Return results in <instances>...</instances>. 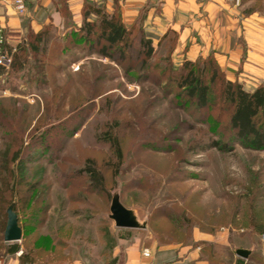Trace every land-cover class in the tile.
<instances>
[{
	"label": "rangeland",
	"instance_id": "rangeland-1",
	"mask_svg": "<svg viewBox=\"0 0 264 264\" xmlns=\"http://www.w3.org/2000/svg\"><path fill=\"white\" fill-rule=\"evenodd\" d=\"M63 3L62 24L39 30L47 32L41 50L27 47L22 68L10 64L0 73V255L13 243L3 239L12 202L23 226L17 242L22 250L36 249L37 264H120L134 242L143 254L191 244L194 228L222 226L243 205L246 218L252 209L255 219L263 218L264 150L224 136L230 150L208 145L223 130L216 127L214 134L208 121L213 110L197 108L177 85L185 61L174 55L177 33L143 63L139 40L148 35L138 21L125 58L115 49L109 58L94 40H78L82 23L74 24ZM243 5L246 13L264 14V0ZM24 31L21 43L33 42L34 28ZM113 138L122 150L119 166ZM89 163L102 174L103 188L91 182ZM115 192L146 228L115 226L109 218ZM218 251L219 264L232 263L224 249Z\"/></svg>",
	"mask_w": 264,
	"mask_h": 264
},
{
	"label": "crops",
	"instance_id": "crops-1",
	"mask_svg": "<svg viewBox=\"0 0 264 264\" xmlns=\"http://www.w3.org/2000/svg\"><path fill=\"white\" fill-rule=\"evenodd\" d=\"M75 25L83 22L86 3L103 6L107 12L119 10L122 21L142 22L144 31L156 47L169 33H177L174 55L196 60L211 54L228 79L238 81L248 91L264 84V14L243 10L235 0H64ZM27 11L19 13L14 0H0V27L6 42L15 46L24 38V28L37 32L44 24L56 26L64 21L63 0H26ZM242 6V7H241ZM251 216L254 215V210ZM244 205L237 207L226 224L211 230L194 228L191 244L170 243L152 247L144 256L139 242L126 245L120 264H211L204 255L202 242L211 243L231 257V264H264V216L246 218ZM236 248L251 252L247 258ZM119 249V248H118ZM117 248L114 257L118 255ZM5 264H21L19 253H6ZM220 261H218V264ZM68 264H82L79 261Z\"/></svg>",
	"mask_w": 264,
	"mask_h": 264
},
{
	"label": "trees",
	"instance_id": "trees-1",
	"mask_svg": "<svg viewBox=\"0 0 264 264\" xmlns=\"http://www.w3.org/2000/svg\"><path fill=\"white\" fill-rule=\"evenodd\" d=\"M92 14L96 15L94 20L89 19ZM83 16L82 25L77 30L80 34L78 40L85 43H91L94 40L93 43L99 47L98 52L106 57L111 58L110 50L115 49L119 52L121 59L125 58L127 49L135 39L133 37L135 23L131 27H127L116 9L113 13H109L103 6L94 3L84 5ZM46 34L45 30L31 34L32 37L29 34V37L34 40L33 42L27 43L25 40L15 46H11L5 41L1 45L3 51L8 53L14 51L11 66L22 68L26 61L23 57L27 47L34 52H39L41 50L39 45L46 41ZM139 42V54L143 55V63H146L154 54L152 39L142 35ZM95 45L93 44V46ZM205 59L203 62L185 60L181 68L182 72L176 77V82L197 108L213 110L212 115L208 118L214 128L213 133L219 135L216 127H220L223 133L221 138L209 140L208 145L227 151L230 150L229 142L233 141L246 148L264 150V84L259 85L253 91H248L238 81H232L224 76L213 55L210 54ZM4 68L5 66L0 64V73ZM215 93L218 95L216 96ZM223 136L229 142H223ZM111 143L117 154L119 166L122 159L121 147L116 138H113ZM18 157L19 152H15L12 159L16 161ZM85 170L91 182L103 188V176L95 165L89 163ZM250 218L255 219V214ZM45 239V241L51 240L49 237ZM43 245L42 247L45 249L50 244L47 242ZM202 248L208 259L220 261L215 257L216 249L211 243L202 242ZM35 251L34 248L22 250L21 244L18 242L9 244L6 249V253L21 252L19 254L21 264H37ZM52 253L50 252V254Z\"/></svg>",
	"mask_w": 264,
	"mask_h": 264
},
{
	"label": "water",
	"instance_id": "water-1",
	"mask_svg": "<svg viewBox=\"0 0 264 264\" xmlns=\"http://www.w3.org/2000/svg\"><path fill=\"white\" fill-rule=\"evenodd\" d=\"M109 218L114 221L116 227L120 228L144 229L147 226L146 221H140L134 209L122 203L118 192L112 195ZM22 236L23 229L19 224V217L12 202L7 208V221L3 239L5 242H17L22 239ZM250 252L246 248H236V253L243 258H247Z\"/></svg>",
	"mask_w": 264,
	"mask_h": 264
},
{
	"label": "built area",
	"instance_id": "built-area-1",
	"mask_svg": "<svg viewBox=\"0 0 264 264\" xmlns=\"http://www.w3.org/2000/svg\"><path fill=\"white\" fill-rule=\"evenodd\" d=\"M236 3H240L241 0H235ZM16 3V9L17 11H19L20 13H23L26 9L25 6V2L24 0H15ZM5 42V35L3 33V29L0 27V64L3 66H9L11 64V58L8 52L3 51L1 45ZM261 240L264 242V232L261 234ZM19 254L21 252H18ZM144 255L145 256H149L150 255V251L149 250H145L144 251ZM0 264H5V258L4 256L0 255Z\"/></svg>",
	"mask_w": 264,
	"mask_h": 264
}]
</instances>
